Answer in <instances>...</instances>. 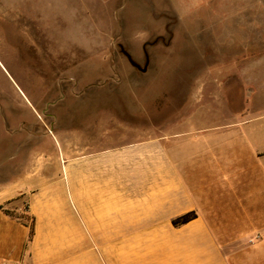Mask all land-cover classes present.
<instances>
[{
  "label": "rangeland",
  "instance_id": "obj_1",
  "mask_svg": "<svg viewBox=\"0 0 264 264\" xmlns=\"http://www.w3.org/2000/svg\"><path fill=\"white\" fill-rule=\"evenodd\" d=\"M261 80L264 0H0V181L225 126ZM25 202L3 210L31 223Z\"/></svg>",
  "mask_w": 264,
  "mask_h": 264
},
{
  "label": "crops",
  "instance_id": "obj_2",
  "mask_svg": "<svg viewBox=\"0 0 264 264\" xmlns=\"http://www.w3.org/2000/svg\"><path fill=\"white\" fill-rule=\"evenodd\" d=\"M245 106L176 142L83 147L61 167L53 149L50 177L24 170L0 181V264H264V103ZM22 199L30 240L3 210Z\"/></svg>",
  "mask_w": 264,
  "mask_h": 264
},
{
  "label": "trees",
  "instance_id": "obj_3",
  "mask_svg": "<svg viewBox=\"0 0 264 264\" xmlns=\"http://www.w3.org/2000/svg\"><path fill=\"white\" fill-rule=\"evenodd\" d=\"M6 215L18 220L19 222L27 225L29 227V240L30 238L32 237L33 235V227H34V219L31 218V223H27V222H24L22 221V219L20 217H14L12 215H10L8 212L4 211ZM196 217L195 213L194 212H187L185 214H182L178 217H175L171 220V224L172 226L174 227H179L187 222H189L190 220L194 219Z\"/></svg>",
  "mask_w": 264,
  "mask_h": 264
}]
</instances>
